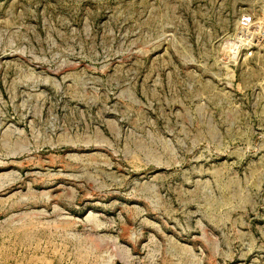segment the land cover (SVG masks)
<instances>
[{
	"label": "rangeland",
	"instance_id": "obj_1",
	"mask_svg": "<svg viewBox=\"0 0 264 264\" xmlns=\"http://www.w3.org/2000/svg\"><path fill=\"white\" fill-rule=\"evenodd\" d=\"M0 264H264V0H0Z\"/></svg>",
	"mask_w": 264,
	"mask_h": 264
},
{
	"label": "built area",
	"instance_id": "obj_2",
	"mask_svg": "<svg viewBox=\"0 0 264 264\" xmlns=\"http://www.w3.org/2000/svg\"><path fill=\"white\" fill-rule=\"evenodd\" d=\"M254 37H256V35H254Z\"/></svg>",
	"mask_w": 264,
	"mask_h": 264
}]
</instances>
